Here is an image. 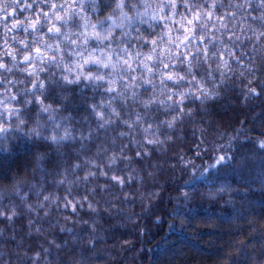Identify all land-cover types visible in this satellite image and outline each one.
Listing matches in <instances>:
<instances>
[{"label": "clouds", "instance_id": "1", "mask_svg": "<svg viewBox=\"0 0 264 264\" xmlns=\"http://www.w3.org/2000/svg\"><path fill=\"white\" fill-rule=\"evenodd\" d=\"M0 264H264V0H0Z\"/></svg>", "mask_w": 264, "mask_h": 264}, {"label": "trees", "instance_id": "2", "mask_svg": "<svg viewBox=\"0 0 264 264\" xmlns=\"http://www.w3.org/2000/svg\"><path fill=\"white\" fill-rule=\"evenodd\" d=\"M170 235H171V236H176V237H178V238H179V241H178V242L188 243V244H190L191 247H193V248H196V247H197V245H196L194 242L188 240V238H187L186 235H184L183 233H180V232H176L175 228H173V229L171 230ZM201 235H202V236H203V235H206V233H201Z\"/></svg>", "mask_w": 264, "mask_h": 264}]
</instances>
